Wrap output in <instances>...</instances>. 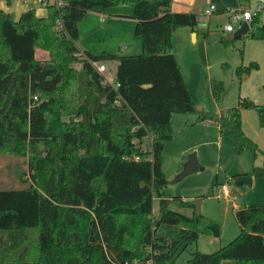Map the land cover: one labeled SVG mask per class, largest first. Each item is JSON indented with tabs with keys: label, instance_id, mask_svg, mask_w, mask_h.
<instances>
[{
	"label": "trees",
	"instance_id": "16d2710c",
	"mask_svg": "<svg viewBox=\"0 0 264 264\" xmlns=\"http://www.w3.org/2000/svg\"><path fill=\"white\" fill-rule=\"evenodd\" d=\"M43 3L44 16L29 9L17 18L0 6V149L26 157L29 174L28 185L0 189V264H175L176 252L200 234L219 237L218 224L197 214L193 201L162 192L172 116L195 111L172 35L180 26L194 30L199 11L160 13L171 0ZM116 5L132 6L141 52L80 51L78 22L88 11ZM244 37L264 40V11L252 16ZM37 48L48 56L37 58ZM108 60L118 62L115 85L92 65ZM244 108H254L264 126V103L249 98L215 120L221 133L261 156L252 175L264 178V150L241 128ZM101 175L105 190L97 192L92 181ZM234 216L240 232L232 241L194 251L183 264H264V204L238 208ZM161 225L166 232L157 236Z\"/></svg>",
	"mask_w": 264,
	"mask_h": 264
},
{
	"label": "rangeland",
	"instance_id": "374dc122",
	"mask_svg": "<svg viewBox=\"0 0 264 264\" xmlns=\"http://www.w3.org/2000/svg\"><path fill=\"white\" fill-rule=\"evenodd\" d=\"M236 2L237 0H206L198 12V24L194 28L197 35L191 33L190 26L177 27L172 35V49L195 111L173 114V137L165 142L163 155L162 170L167 184L162 192L165 196H181L191 201L200 199V212L218 224L220 230L219 237L200 234L199 239L176 252L173 257L175 264H183L196 250L213 252L227 245L239 234L233 203L240 208L264 204L262 185L256 183L248 186L236 182L237 173L251 171L255 165L261 164V156L255 155L249 147H242L239 140L221 133L215 120L222 109L236 106L240 98H249L257 104L264 103V41L247 37L228 41L229 34L232 33L224 30L228 23V12L237 8ZM1 3L4 4V0ZM210 3L216 8L208 14L205 10ZM225 6L229 9H225ZM236 26L234 25L235 28ZM94 28L89 33L80 31L75 40L79 49L90 46L92 50H96V54L113 49L120 52L122 45L117 43L119 34L122 33L128 40L136 37L133 32H128L127 27L123 31H119V28L107 30L105 25ZM134 47L135 44L131 41L126 54H138L140 50L134 51ZM36 56L46 58L48 54L37 48ZM251 63L257 67L250 66ZM103 64L107 69L106 80L115 85L117 61L108 60ZM239 66L246 67L243 73L239 72ZM215 84L219 86L218 95L214 93ZM203 115L205 118L201 119L200 116ZM73 117L67 115L63 118L68 121ZM241 120L244 135L264 150V126L260 124L257 111L254 108L242 109ZM141 145L146 147L147 139ZM4 150L0 149V189L28 185L27 158L15 157ZM193 152L196 153L197 163L201 168L182 180H176L179 173H174L177 156L184 154L187 160ZM223 183L230 187L232 194L227 198H218L216 189ZM92 186L97 192L105 190L104 175L96 177ZM170 208L191 215L187 208ZM157 211L158 201L154 198L152 215L155 216ZM165 232V227L161 225L158 226L156 235H163Z\"/></svg>",
	"mask_w": 264,
	"mask_h": 264
},
{
	"label": "crops",
	"instance_id": "0c3cea01",
	"mask_svg": "<svg viewBox=\"0 0 264 264\" xmlns=\"http://www.w3.org/2000/svg\"><path fill=\"white\" fill-rule=\"evenodd\" d=\"M1 1H3V0H0L1 8H3L5 11L13 13L16 18L22 12L29 10V9H33L38 16H44L46 14L45 4L42 2V0H10L9 4H7L5 0H4V4H2ZM194 2H195V0H171L170 7L167 9L162 8L160 10V13H164L166 11H170V12L193 11L192 7H193ZM205 2H206V0H205ZM205 2H204V4H205ZM210 4H213V3H210ZM239 4L243 5L245 8L255 10V9H258L259 2H258V0H247L245 2H239L237 0L236 5H239ZM215 8H216V6H215ZM225 9H229V8H227V6H225ZM97 25H101V26L105 25V28L107 30H114L115 28H119L120 29L119 31H123V29L125 27H127L128 32H133L134 36H136V37H132L131 39L128 40L121 33L117 36V40H118L117 43H120L122 45V48H119L120 52H116L114 49L113 50H102V51L113 52L118 56L129 55L126 53H127L129 46L131 45V41H133L135 44L134 51L140 50V52H141V48H142L141 47V39L139 36L135 35V33H134L135 19L133 18V8L131 5H116V6L108 7L104 10L88 11L84 15V17L78 22L79 34H80V31H83V32L87 31L89 33L91 31H93L95 29L94 27ZM191 33L194 36L197 35V32L195 30H192ZM229 33H233V32H229ZM230 35L231 34H229V36ZM244 36L245 35H243L240 38H244ZM232 40H228V41H232ZM87 49H88V51H90L92 53H96L95 52L96 50L95 51L92 50V48L90 46H84V48L82 50L81 49H79V50L85 51ZM130 55H133V54H130ZM114 61H117V60H114ZM102 64H103V62H102ZM116 66H117V64H116ZM115 71H116V69H115ZM172 121H173V116H172ZM218 127H219V125H218ZM166 143L164 144L163 151H162V163L164 161L163 155H164V149H165ZM185 161H186V156L184 154L177 156L176 162H175V167H174V173H178L182 169L183 163ZM198 170H199V168H198ZM236 175L237 176L238 175H249V176H251L252 181H251V184L248 186H251L253 184L256 185V183H257V184L262 185L264 187V178L255 177L254 175H252V170L239 172ZM239 184H243V183H239ZM183 199L190 200V199L184 198V197H183ZM238 208H240V206L233 203L234 214H235V210ZM187 209L192 213V210L190 208H187ZM207 236H209V235H207ZM210 237H214V236H210ZM199 238H200V236L198 237V239ZM263 238H264V236H263ZM196 251H199V250H196Z\"/></svg>",
	"mask_w": 264,
	"mask_h": 264
},
{
	"label": "built area",
	"instance_id": "2783aa9c",
	"mask_svg": "<svg viewBox=\"0 0 264 264\" xmlns=\"http://www.w3.org/2000/svg\"><path fill=\"white\" fill-rule=\"evenodd\" d=\"M59 3V0H54ZM258 9L251 10L248 8H245L243 5L239 4L236 9L229 10L228 12V23L225 24L224 30L227 32H233L236 30L239 25L246 21L249 23L252 16L255 15L258 11H264V0H258ZM215 9V6L213 4H210L209 7L205 10L206 13H211ZM234 25H237L236 28ZM92 65L95 67V69L105 76L107 74V69L104 66V64L92 61ZM106 77V76H105ZM107 81V80H106ZM216 194L218 198L220 197H229L232 194V191L230 187L226 184H220L216 189ZM149 264H153L152 260L148 261Z\"/></svg>",
	"mask_w": 264,
	"mask_h": 264
},
{
	"label": "water",
	"instance_id": "95a60500",
	"mask_svg": "<svg viewBox=\"0 0 264 264\" xmlns=\"http://www.w3.org/2000/svg\"><path fill=\"white\" fill-rule=\"evenodd\" d=\"M205 0H195L192 10H199L203 7ZM249 30V23L243 21L239 27L233 31V33L229 36L228 40L240 38L247 33ZM198 170V163L196 153L193 152L188 156L186 162H184L182 169L177 174L176 180H182L185 176L192 174ZM252 181V177L249 175H238L236 178L237 183H243L250 185ZM195 206V211L197 214L200 212V199H196L193 201Z\"/></svg>",
	"mask_w": 264,
	"mask_h": 264
}]
</instances>
